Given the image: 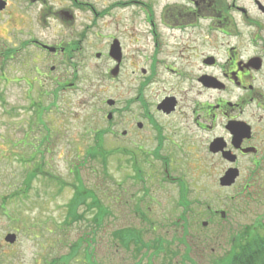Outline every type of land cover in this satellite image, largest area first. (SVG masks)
<instances>
[{
	"label": "rangeland",
	"instance_id": "rangeland-1",
	"mask_svg": "<svg viewBox=\"0 0 264 264\" xmlns=\"http://www.w3.org/2000/svg\"><path fill=\"white\" fill-rule=\"evenodd\" d=\"M89 1L100 8L110 0ZM8 2V14L0 16V264H92L85 260L86 252L95 264H148L151 254L155 264H179V256L169 258L164 252L136 250L133 243L125 248L113 235L123 227L138 229L150 244L157 236L177 242L178 249L188 252L187 264H224L238 239L250 231L263 235L264 160L252 174L251 163L242 160L238 185L221 187L218 178L226 164L206 148L212 134L190 125L188 109L181 119L156 113L166 128L178 123L177 134H172L175 139L186 137L182 150L172 140H165L154 152L157 142L145 128L141 133L130 132L128 137L106 133L107 126L118 117L106 120L101 111L103 100L117 99L120 106L130 102L137 75L129 73L123 84L107 81L100 74L107 62L92 59L90 53L69 59L38 51L30 40L67 43L75 37L83 39L80 33L89 15L85 10H75L76 22L70 24L63 14L71 11L70 0ZM57 10L61 12L59 18L53 14ZM40 15H44L43 20H39ZM90 38L82 43L87 52L101 49V44ZM164 38L163 50L169 52L176 41ZM215 44L205 43L204 54ZM138 45L150 46L144 38ZM199 51H187L177 61L189 69L197 67ZM162 77L173 82L169 76ZM258 84L264 86V72ZM184 86L181 90L189 92ZM170 88L169 83L152 85L145 88V94L154 105ZM186 95L188 101L193 94ZM213 95L198 93L200 100L211 101ZM244 115L256 132L252 143L263 153L264 113L251 109ZM126 117L129 120L131 115ZM95 151L101 154L87 153ZM160 156L167 158L166 170L178 183L164 179ZM34 169L41 174L25 193L12 195L25 188V174ZM77 176L96 202L88 197L77 203L82 217L66 226V205L73 199L71 185L77 183ZM181 192L184 214L175 208ZM98 208L108 214L95 226L92 217ZM183 221L188 222L184 233ZM8 233L16 235L12 244L4 239ZM91 237L87 250L84 242L75 247L77 239ZM68 255L72 257L67 259Z\"/></svg>",
	"mask_w": 264,
	"mask_h": 264
},
{
	"label": "flooded vegetation",
	"instance_id": "flooded-vegetation-1",
	"mask_svg": "<svg viewBox=\"0 0 264 264\" xmlns=\"http://www.w3.org/2000/svg\"><path fill=\"white\" fill-rule=\"evenodd\" d=\"M8 1L0 0V6L4 4L0 8L1 17L8 14ZM70 3L71 11L63 13L70 19V24L76 22L75 10H85L89 15L80 33L83 39L75 37L67 43H43L36 39L30 42L44 54L72 59L75 55L90 53L92 59L106 61L100 74L107 81L123 84L129 73L137 75L130 102L120 106L117 99H112V106H103L106 115L111 113L118 117L110 122L106 133L128 137L130 132L141 133L145 128L153 133L152 139L157 142L154 152L163 147L165 140H172V144L182 150L186 137L181 135L182 140L175 139L172 134H177L178 123L166 128L156 115L168 118L177 115L181 119L188 109V120L193 129L212 134L206 145L208 151L212 140L222 138L224 150L235 155V160L230 162L223 159L220 152L211 153L226 164L222 174L235 167L240 176L242 160L251 163L250 174L259 168L264 152L253 145L256 132L244 114L251 109L264 113V86L258 84L259 75L264 72V0H110L103 2L100 8L89 0H70ZM122 12H125L122 15L124 21L120 19ZM45 14L48 15V11ZM53 14L59 18L61 12L57 10ZM40 16L39 20H43L44 15ZM165 36L166 40L173 38L176 41L169 52L163 50ZM89 37L88 40L100 43L101 49L87 52L82 43ZM141 38L149 41V49L138 45ZM211 41L218 44L204 54L205 43ZM196 50H200L197 67L189 69L177 61L187 51ZM161 75L171 77L175 83L166 81ZM167 82L171 85L170 90L154 105L150 103L145 88L164 86ZM183 85L189 92L181 90ZM205 91L215 93L211 101L198 97V93L200 96ZM187 93L193 94L188 101ZM164 100L166 105L159 109ZM128 114L131 115L129 120ZM242 122L248 126L250 136L237 141L232 129ZM246 148L254 149L244 152ZM160 158L168 163L166 157ZM237 179L231 185L233 188L238 185ZM186 254V250H182V256L186 257Z\"/></svg>",
	"mask_w": 264,
	"mask_h": 264
},
{
	"label": "trees",
	"instance_id": "trees-1",
	"mask_svg": "<svg viewBox=\"0 0 264 264\" xmlns=\"http://www.w3.org/2000/svg\"><path fill=\"white\" fill-rule=\"evenodd\" d=\"M87 153L89 155L101 154L100 152L97 151H95L94 153L93 152L92 153L87 152ZM40 174L41 172L39 171V169L27 171L23 180L25 188L20 187L12 195H17L18 193H25V190L29 187L30 182H32ZM76 182H77L76 184L71 185L74 190L73 199L71 202H68L66 205L67 214L63 223L66 226L70 225L72 221L79 220L82 217L81 214H78L76 210L75 205L77 203L84 201L88 197L92 198V200L96 202L93 194L90 191H88V189L84 186V184L82 183V181L79 179L78 176L76 177ZM87 194L90 195L88 196ZM91 206H89V208H91ZM105 214L107 215L108 212H106L105 210H99L98 208L97 212L92 217L93 224L95 226H99ZM186 227H188V225H186ZM261 227L264 232V225ZM114 234L115 237H117V239L120 240L121 244L125 246V248H127L130 243H133L136 250L144 248L143 251L146 252L148 249L153 248L155 252H164L165 254L168 255L169 258L176 256L178 254L177 252L178 250L173 248L172 245H169L166 242H164L162 236H157L158 238H155L154 241H152L150 244L144 240L143 236L139 233V230L136 228H131V227L119 228L118 230L113 231V235ZM92 240H93L92 237L89 240H87L86 238L77 239V241L74 242L76 246L75 245L74 246L78 248L80 243L84 242L86 246L85 250H87V248L91 246L90 242H92ZM179 243L185 245V242L180 241ZM235 244H236L235 251L233 254H231L233 257L227 258L226 261L232 260V264H264V233L263 235H260V234H254V232L250 231L249 233L245 234L244 237L238 239ZM89 255H90L89 253L87 252L85 253L84 256L85 260H87L92 264H95L94 261L89 260L88 258ZM69 257L71 258L72 255L71 256L68 255L67 259ZM186 258L187 257H185V260ZM49 264H54V263H49Z\"/></svg>",
	"mask_w": 264,
	"mask_h": 264
},
{
	"label": "water",
	"instance_id": "water-1",
	"mask_svg": "<svg viewBox=\"0 0 264 264\" xmlns=\"http://www.w3.org/2000/svg\"><path fill=\"white\" fill-rule=\"evenodd\" d=\"M1 6H4V4L2 3ZM0 6V8H1ZM111 103V102H109ZM166 105V100H164V102H162L158 108L159 109H163L162 106H165ZM233 133H234V139H236L237 141H239L240 138L242 137H249L250 136V132H249V128L247 125L243 124V123H240L239 126H236L232 129ZM210 151L212 153H216L218 151H221L222 152V155L224 158L226 159H230L229 158V155L230 152L228 151H223V143H222V140L219 138V139H215L211 145H210ZM252 148H248V149H245V151H248ZM234 156L232 155L231 156V159L230 160H233ZM238 176V170L236 168H229L225 174L220 177L219 179V184L221 186H230L236 179V177ZM5 241L12 244L15 242V239H16V236L15 234L13 233H9L7 234L5 237H4Z\"/></svg>",
	"mask_w": 264,
	"mask_h": 264
}]
</instances>
